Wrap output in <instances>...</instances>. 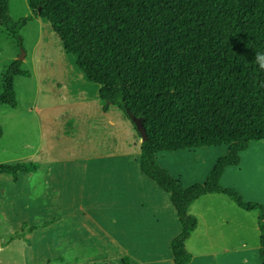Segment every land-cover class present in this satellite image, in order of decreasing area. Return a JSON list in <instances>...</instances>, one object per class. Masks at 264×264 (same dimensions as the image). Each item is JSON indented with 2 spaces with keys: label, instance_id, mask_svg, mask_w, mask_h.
<instances>
[{
  "label": "trees",
  "instance_id": "16d2710c",
  "mask_svg": "<svg viewBox=\"0 0 264 264\" xmlns=\"http://www.w3.org/2000/svg\"><path fill=\"white\" fill-rule=\"evenodd\" d=\"M27 2L32 14L15 20L10 0H0L1 25L21 43V30L34 16L50 22L64 50L100 86V99L120 107L140 138L136 121L142 123L141 170L171 195L181 223L171 241L174 263L191 262L186 240L198 219L190 206L209 193H224L239 207L258 212L264 260V204L247 201L222 183L226 168L240 165L241 153L264 139V70L252 60L264 53V0ZM21 64L17 59L5 72L0 104L17 107L15 77L28 75ZM223 144L228 153L218 158L204 182L188 187L156 159L162 152ZM39 168L36 161L3 162L0 174L17 180ZM122 264H132L130 257L124 256Z\"/></svg>",
  "mask_w": 264,
  "mask_h": 264
},
{
  "label": "rangeland",
  "instance_id": "374dc122",
  "mask_svg": "<svg viewBox=\"0 0 264 264\" xmlns=\"http://www.w3.org/2000/svg\"><path fill=\"white\" fill-rule=\"evenodd\" d=\"M30 14L32 11L27 0H10V15L15 20ZM21 34L23 39L20 43L0 23V94L4 90L5 72L23 51L25 59L21 67L28 72L27 76L18 75L14 80L17 107L0 104V163L27 160L44 166L35 173H21L17 181L10 174H0V184H17L26 201L19 215L12 211V207L8 212L0 201V236L14 235L11 233L20 231L23 222L40 224L60 215V224L54 225L58 235H55V230L51 234L54 227H42L15 239L13 246H21L22 242L26 245V264H63L52 258L60 254L72 256L71 249L75 253L81 252L79 255L83 254L86 262L109 258V264H118L117 258L128 254L123 246L124 239L114 229L110 230L109 222L102 220L97 224L94 219L97 202H93V206L80 199L70 201L67 195H63L70 182L60 186L52 184L58 183L57 175L65 174L67 168L70 174L76 173L82 159L79 156L88 153L116 152L123 158L127 157L132 165L136 158L139 169V134L120 107L109 106V102L105 104L98 98L100 103L110 107L111 116L125 120L112 121L115 124L110 125L108 121H97L99 116L94 106L83 105L84 102L94 103L100 86L89 81L77 66L76 56L64 50L50 22L34 16ZM84 117L92 121H84ZM37 149L40 151L38 155H30ZM228 150L229 146L223 144L180 151L187 155L163 152L159 153V160L158 156L156 159L175 179L181 178L186 185L180 183L182 186L188 187L206 180L201 181V177L196 176L199 172L195 173L196 178L190 176V172H201L210 158L224 156ZM162 156L169 157L162 159ZM241 159L242 164L238 167L241 171V180L237 183L239 189L237 186L229 187L239 190L247 201L264 204V139L253 141L249 149L241 153ZM50 163L53 171L49 174L46 168ZM40 177L47 183L43 181L37 186L35 183ZM146 179L171 202L168 192ZM33 185L37 186L35 191L30 189ZM81 204L86 211L80 209ZM89 207L93 210L88 211ZM231 219L230 226L234 229L237 218L233 216ZM99 224H105V230ZM79 231L82 235L78 234ZM259 233V229L256 233L251 230L247 246H240L234 251L233 264H264ZM235 241L239 242L237 238Z\"/></svg>",
  "mask_w": 264,
  "mask_h": 264
},
{
  "label": "crops",
  "instance_id": "0c3cea01",
  "mask_svg": "<svg viewBox=\"0 0 264 264\" xmlns=\"http://www.w3.org/2000/svg\"><path fill=\"white\" fill-rule=\"evenodd\" d=\"M98 98L100 99L99 94L97 98L93 99L92 105L89 102L83 103L85 107L94 106V111L99 116L97 121H108L110 125L115 124L112 121H125L122 117L111 116L110 107L106 108L98 101ZM84 118V121H92L89 117ZM65 132L67 133V131ZM71 134H73L72 130ZM138 143L140 147L141 138ZM194 152L197 153V151ZM39 153L40 151L37 149L30 155H38ZM174 153L187 155L180 151ZM117 154L116 152L83 154L79 156L82 159L80 166L77 167L78 171L70 174L67 168L65 174L57 175L58 183H53L52 186H60L70 182L66 186L67 190L63 193V195H67L70 201L80 199L89 202L91 205L93 202H97L96 208L98 209L94 219H96L97 224L102 220L109 222L110 230L114 229L118 232L117 235L124 239L123 246L128 253L124 256H129L132 264H175L171 241L180 233L181 223L177 211L171 203L172 201L164 198L147 181L146 177H149L142 172L140 166L139 169L137 168L136 158L135 164L132 165L127 157L123 158ZM157 156L159 160V154ZM167 157L169 156H162V159ZM218 157L216 155L213 159L210 158L209 164L201 172L195 170L189 175L194 177L195 173L199 172L196 176L201 177V181H203L214 167ZM240 165L226 168L222 178L225 187H236L237 183H240L241 171L238 169ZM43 166L41 164L38 170H41ZM52 167L53 165L50 163L49 167L46 168L49 174L53 171ZM176 179L184 185L180 180L181 178ZM43 181L47 183L46 179L40 177L35 184L41 185ZM17 186V184H0V201L4 203L8 212L12 207V211L19 215V210L25 206L26 201L24 194H20ZM37 186L33 185L30 189L35 191ZM237 188L239 189L238 186ZM80 209L83 212L86 211L83 204L80 205ZM87 210L91 211L93 208L89 207ZM189 212L198 219L197 228L186 240V248L193 255L189 264H233L232 255L234 251L238 250L240 246H247L251 230L253 229L256 233L259 229L258 212L247 211L239 207L224 193H209L201 196L190 206ZM233 216L237 218L234 229L230 226ZM61 220L62 216L58 215L40 224L29 225L27 222H23L20 231L11 233L14 235L7 234L5 237L3 234L5 238L0 236V264H26V245L22 242L21 246H13L16 242L15 239L25 237L26 233H31L38 228L54 227V225L60 224ZM18 222L20 223V221ZM47 222L49 223L44 224ZM34 225L38 227L33 230L28 229ZM99 225L105 230V224ZM54 230L55 235H58L56 226L51 229V234H54ZM78 234L82 235V232L79 231ZM235 238L239 240L238 243ZM28 243L30 245L32 243L30 238ZM70 252L73 253L72 256L66 257V255L60 254L52 259L61 261L63 264L86 262L84 255H79L81 252L75 253L73 249ZM123 257L117 258L118 264H122ZM52 259H49L50 262ZM109 262V258L92 261L93 264H109Z\"/></svg>",
  "mask_w": 264,
  "mask_h": 264
},
{
  "label": "clouds",
  "instance_id": "9594fccd",
  "mask_svg": "<svg viewBox=\"0 0 264 264\" xmlns=\"http://www.w3.org/2000/svg\"><path fill=\"white\" fill-rule=\"evenodd\" d=\"M252 60L260 70H264V53L257 52Z\"/></svg>",
  "mask_w": 264,
  "mask_h": 264
},
{
  "label": "water",
  "instance_id": "95a60500",
  "mask_svg": "<svg viewBox=\"0 0 264 264\" xmlns=\"http://www.w3.org/2000/svg\"><path fill=\"white\" fill-rule=\"evenodd\" d=\"M19 59H20V60L25 59V52H24V51H23V53H22V55L20 56ZM136 127H137V129L140 131V133H141V135H142V138H141L142 141H144V140L146 139V137H145V129H144L142 123L139 122L138 120L136 121Z\"/></svg>",
  "mask_w": 264,
  "mask_h": 264
}]
</instances>
